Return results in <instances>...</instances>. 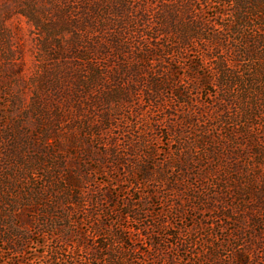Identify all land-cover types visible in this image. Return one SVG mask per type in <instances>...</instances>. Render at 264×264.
Returning a JSON list of instances; mask_svg holds the SVG:
<instances>
[{
  "label": "rangeland",
  "instance_id": "374dc122",
  "mask_svg": "<svg viewBox=\"0 0 264 264\" xmlns=\"http://www.w3.org/2000/svg\"><path fill=\"white\" fill-rule=\"evenodd\" d=\"M107 1L114 12L118 2L128 8L137 31L117 42L119 26L105 29L117 43L106 39L99 85L84 94L73 78L61 80V93L49 85L69 61L51 0H0V169L8 155L14 169L34 173L33 194L24 190L37 207L34 224H22L30 241L17 252L3 243L0 264H90L96 229L109 241L130 237L125 264H264V84L258 101L229 88L236 100L219 103L213 68L227 58L238 80L252 66L264 82V48L236 56L240 35L219 30L238 10L264 30V0ZM189 11L206 37L181 46ZM227 115L235 120L222 123ZM71 173L80 178L73 191Z\"/></svg>",
  "mask_w": 264,
  "mask_h": 264
},
{
  "label": "trees",
  "instance_id": "16d2710c",
  "mask_svg": "<svg viewBox=\"0 0 264 264\" xmlns=\"http://www.w3.org/2000/svg\"><path fill=\"white\" fill-rule=\"evenodd\" d=\"M230 1H234L235 4L237 3L235 0H218V2ZM241 4H244V1L243 3L241 2ZM107 5V0H51L49 8L56 17L53 20L69 33L64 39V43L58 46V48L62 47L61 53H65V55H67L66 57H68V59H65L69 60L68 62L66 60L63 62L64 75L63 73L61 77L60 75H55L53 77L51 75L52 80L49 85L55 87V92H64V90H61V87L58 86L62 79L71 81L73 78L75 82L74 89L84 94L86 90H91L99 85L93 78L98 79L104 67H99L97 59L104 56L107 52V49L103 47V44L106 43V39L109 40V42H107L109 44L115 42L112 38L105 37V29L107 27L119 26L114 30V38L117 42L120 38L124 37L123 34L127 32L125 29L137 31V27L133 25L134 23L130 24L131 18L129 15L131 14L127 12L128 8L123 9V6H120L118 2L114 4V12L112 9H109ZM179 12L177 10L173 15L179 18ZM114 13L118 15V17H121L115 19ZM184 15L187 16L188 20L187 23L184 24L185 28H182V31L180 30L179 40L181 41V46L187 45L193 36L205 35V31H207L204 25L193 17V12L189 11L184 13ZM253 15L252 12L242 13V11L240 12L238 10V14H235L234 21H232L231 24L227 25L220 23L222 28L219 30L225 29L229 31L232 35L230 36L232 40L240 35V37H238L239 46H236L234 49V55L236 56H251L249 55L251 44L253 45V50L262 51L264 48V30L260 22L257 23L255 21L256 16ZM257 29L263 30L262 35L257 33ZM150 30L149 37L155 38V30ZM100 33H103V37ZM204 37H206V35ZM163 45L164 44L161 46ZM166 51L169 52V49ZM172 52L173 51H171V53ZM227 60V58L224 60L222 59L220 63L213 67L215 70L222 73L221 82L214 84L215 86L221 87L222 90V95H219L218 99L219 103L234 102L236 100L237 95L234 94L235 91L233 90V93H229V88L252 91V93L255 94V100L258 101L257 99H259V95L263 93V90L256 86L262 83L264 84V82L257 80L255 77H251V72L253 70L252 66L247 69L249 70L250 77L245 78L241 76L242 79L238 80L239 77H237L235 71L227 67ZM85 79H88V81ZM222 87L225 89H222ZM224 92L230 94L232 97H227ZM239 92L241 93L243 91ZM243 94L244 96H248L251 93L244 92ZM235 117L231 115L224 116L221 122L231 123L235 120ZM6 158L9 159V161L0 169V252L4 249L3 243L7 245V248H5L7 251L11 250L17 252V250H23L24 246L30 241L31 229L24 228L22 224H34L32 221V214L29 212L37 211V207L34 202L29 201L27 197L30 196L28 192L33 194L28 185L30 180H35V175L32 171L27 173V170L23 168L18 170L14 169L12 158L8 155ZM66 181L67 183L65 184L73 191L74 186L79 184L80 178L76 174L71 173L67 175ZM25 186L28 187V192L24 190ZM36 196L39 198L41 194L37 193ZM22 200H26L28 203H24ZM48 207V210L41 211L43 215L51 212L50 208H54L53 205H49ZM93 234H96L95 240L97 243L99 242V244L95 251L87 253L90 264H125L124 259H126L127 255L124 253V251L127 252L125 247L131 252L135 250L134 246L131 245L129 241L127 242L130 237L124 233L113 234L111 236L113 237L111 241L103 236L104 234L98 229L93 231ZM233 236H235V238L229 241V243L236 247L237 242L241 239L240 231L238 232L236 230ZM251 240L252 238L248 237L246 243L250 245L252 242ZM238 253L234 255L237 257L238 261L242 262L243 260L239 257L241 253ZM77 262L78 261L73 257L69 260V264H76ZM233 263V260L229 261V264ZM49 264H53L52 261Z\"/></svg>",
  "mask_w": 264,
  "mask_h": 264
}]
</instances>
